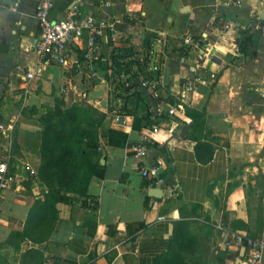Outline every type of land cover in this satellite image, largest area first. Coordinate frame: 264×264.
Returning <instances> with one entry per match:
<instances>
[{
  "label": "crops",
  "instance_id": "crops-1",
  "mask_svg": "<svg viewBox=\"0 0 264 264\" xmlns=\"http://www.w3.org/2000/svg\"><path fill=\"white\" fill-rule=\"evenodd\" d=\"M39 1L0 0V162L13 178L0 198V264H156L175 223L193 219V209L207 229L205 264H239L235 236L260 215L264 242V0H52L54 20L76 6L80 16L106 23L93 78L81 46L72 48V69L40 60ZM189 36L201 39L200 61L183 46ZM117 66L126 75L117 76ZM129 78L155 86L149 94L159 131L152 140L166 144L140 161L130 147L143 135L130 129L125 148L107 139L114 116L133 123L122 115L118 89ZM56 102L86 103L106 116L97 131L104 171L87 187L94 211L74 197L53 207L49 225L43 221L53 212L37 177L39 117ZM187 111H203V129L191 125L181 136ZM144 112L135 107L136 115ZM152 166L163 182L160 198L148 195L141 175ZM25 231H37L38 243L13 238Z\"/></svg>",
  "mask_w": 264,
  "mask_h": 264
},
{
  "label": "trees",
  "instance_id": "trees-1",
  "mask_svg": "<svg viewBox=\"0 0 264 264\" xmlns=\"http://www.w3.org/2000/svg\"><path fill=\"white\" fill-rule=\"evenodd\" d=\"M195 38L199 39L200 37ZM114 72L117 73V76L121 73L126 75L122 67H118ZM143 82H145L144 79L136 80L129 78L118 83V89L125 99L122 115L132 116L133 123L129 127L128 125H121L112 121L111 126L107 129L108 145L115 148H125L128 144V133L131 129L143 136L149 137L150 142L146 143L148 149L156 148L164 152L166 144L157 143L152 140L154 133L151 129L154 125L156 126L158 117L154 116L152 107L139 85V83ZM131 84L135 85L129 89L128 87ZM63 106H65L63 102H56L53 107L45 108L39 117L42 127V148L41 165L37 172V177L46 188H51L50 181L52 179H57L56 182L61 187L57 188L56 191L47 189V202L44 205L51 206L56 202H72V199L67 195L59 194V192L65 191L64 193L74 194L82 198L83 205L94 211L97 206L96 201L87 196L86 192L92 178H103L104 169L99 164L100 155L97 131L104 124L106 116L86 103H74L65 108ZM137 106H140L145 111L141 116L135 113V107ZM187 114H189L188 111ZM203 117V111L193 112L191 115L189 114L187 123L191 122L192 127L203 129ZM73 124L76 125L73 127L74 132H71L73 137L70 142L65 137L68 133V128ZM57 151L59 152L57 153ZM85 151H87L86 154L84 153ZM146 182L149 183V180H146ZM256 229L259 231V235L262 234V219L261 226ZM25 232L23 235L14 234L13 238L22 236L38 243L37 233L31 235L28 231ZM245 235L252 239L261 238V235L257 236L251 233ZM177 236L178 231H175L174 228L168 251L156 264H161L163 260L169 259V253L173 249ZM34 255L35 253L31 252L25 259L31 258Z\"/></svg>",
  "mask_w": 264,
  "mask_h": 264
},
{
  "label": "built area",
  "instance_id": "built-area-1",
  "mask_svg": "<svg viewBox=\"0 0 264 264\" xmlns=\"http://www.w3.org/2000/svg\"><path fill=\"white\" fill-rule=\"evenodd\" d=\"M231 3L235 5L238 4V1L233 0ZM53 8L52 0H40L35 8V17L40 28V38L35 46L36 54L43 63L57 65L69 70L76 64L72 48L81 46L82 59L90 68L89 76L90 78L96 77L95 68L99 61L100 40L107 27L106 23L97 21L91 16H80L76 6L69 9L65 18L54 20L51 18ZM183 46L186 49L195 50L198 61L203 59L200 38L189 36L183 41ZM141 85L148 91L155 88L153 84L147 81ZM191 86V83L185 85L186 89H190ZM113 121L121 125H128V117L126 116H114ZM151 130L154 134L159 131L155 125ZM148 142H150L149 137L143 136L139 144L130 147L135 160L140 161L147 154L146 143ZM141 175L144 179L149 180L148 185L151 188L161 189L163 182L158 176V167L152 166L148 169H142ZM12 180L7 164L0 162V198L2 192L9 188ZM235 242L238 248L244 249L239 264H260L264 249V242L261 238L252 239L245 234L237 233Z\"/></svg>",
  "mask_w": 264,
  "mask_h": 264
},
{
  "label": "rangeland",
  "instance_id": "rangeland-1",
  "mask_svg": "<svg viewBox=\"0 0 264 264\" xmlns=\"http://www.w3.org/2000/svg\"><path fill=\"white\" fill-rule=\"evenodd\" d=\"M70 106V105H68ZM68 106H63V108L68 107ZM178 107H181L180 105H178ZM76 124H73L72 126H70L68 128V133L65 137V139H67L68 141H72V137L73 135H71V132L73 131V127ZM202 130V129H201ZM59 151H57L58 153ZM85 154L87 153V151L84 152ZM57 179H52L51 182V188L52 190L56 191L57 188H61L58 184V182H56ZM48 190H50L49 188H46ZM65 191L59 192L60 195H67L69 198L73 200L74 197H78L77 195L74 194H68V193H64ZM45 202H47V196H45ZM57 203L60 202H56L54 203V205H51L48 207V211L49 209H51L53 212L51 215L49 214L46 218V221H43L44 224L45 222L49 225H51L54 220H55V211H53V207L55 210V206ZM67 204V203H66ZM193 214V219H189V220H179L175 223L174 228L175 231H178V236L175 238V243L173 245V249H171L169 255V259H165L161 262V264H205V258H206V252H207V247L208 245L203 243V234L207 232L206 229V225L205 223H203V220H198L199 216L201 218H203L201 216V214L198 213V211L196 209H193L192 211H190ZM261 215L257 217V221L255 223V225L253 226V228L249 227L246 228L247 234L251 233V234H255V235H259V231L256 229L257 227L261 226ZM41 221V220H40ZM42 223V222H41ZM43 225V223H42ZM180 225V226H178ZM182 225V226H181ZM262 231V230H261ZM39 232V231H38ZM37 233V231L35 232ZM261 233V232H260ZM38 234V233H37ZM261 235V234H260ZM259 235V236H260ZM256 236V237H257ZM205 253V254H204Z\"/></svg>",
  "mask_w": 264,
  "mask_h": 264
},
{
  "label": "water",
  "instance_id": "water-1",
  "mask_svg": "<svg viewBox=\"0 0 264 264\" xmlns=\"http://www.w3.org/2000/svg\"><path fill=\"white\" fill-rule=\"evenodd\" d=\"M260 18L262 20H264V7L261 11V15H260ZM135 84H131L128 88L130 89L131 87H133ZM139 85L141 86L142 88V91L144 92V95L146 97V99L150 102L151 106H152V111H153V114L156 116L157 115V106H156V103L154 101V99L152 98V96L149 94V91L147 90V88L143 87L141 85V83H139ZM192 123H187L185 124L182 132H181V136H184L187 131L189 130V128L191 127ZM148 195L150 197H153V198H160L162 196V190L161 189H157V188H151L148 190ZM244 253V249L241 248V251H240V256L242 257Z\"/></svg>",
  "mask_w": 264,
  "mask_h": 264
}]
</instances>
